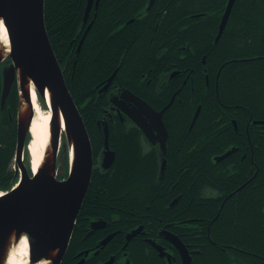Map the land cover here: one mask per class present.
I'll use <instances>...</instances> for the list:
<instances>
[{"label":"trees","instance_id":"1","mask_svg":"<svg viewBox=\"0 0 264 264\" xmlns=\"http://www.w3.org/2000/svg\"><path fill=\"white\" fill-rule=\"evenodd\" d=\"M142 1L99 0L95 8L93 0L85 22L83 16L87 0L44 1L46 32L64 70L68 90L90 135L95 157L101 150L103 140L97 120L101 119L103 107L107 105L105 97L97 94L100 86L97 84L118 65L116 81L119 78L123 82L137 81L146 65L153 60L155 51L166 45L168 47L163 57H170L172 62L178 64L177 67L183 68L181 53L184 49L179 47L187 43L192 50H185L186 74L189 77L179 93L181 101L175 98L166 111L167 126L175 145L168 174L172 175L171 181L178 180L184 168L183 174L188 176H183L184 180L177 187L173 186L172 191L175 194L183 191L178 203L187 207L188 211L184 209L175 213L204 224L202 255L194 260L195 264H249L246 257L249 249L264 255L260 214L264 205V124H254L252 127L254 160L258 169L250 183L251 196L239 204L242 210L238 220H235L232 208L224 211L225 207L212 219L216 214L215 200L197 198L194 189L188 191L185 187L193 181L192 174L197 172H202L198 175L199 182L212 187L213 168L217 165L213 163V155L223 150L224 146L220 147L223 142L240 138L228 120H225L226 130H222L224 136L216 138L214 119L218 113L230 115L237 109V123L241 127L249 115L253 120L264 121V0H235L225 28L216 42L213 41V34L226 0H155L143 18L127 24L126 20L135 13L143 12L145 3ZM203 11L214 12L215 17L200 20L195 14ZM90 21L92 24L77 51L79 40ZM118 27H121L119 31L116 30ZM202 55H205V63L202 62ZM217 72L220 104L213 85V77ZM207 75L209 85L206 83ZM148 101L161 107L168 100ZM199 103V116L189 130L190 118ZM17 107L18 91L14 82L3 106L0 103L1 190L9 189L17 178L11 166L15 151ZM28 139L29 136L26 141ZM109 144L116 151L113 175L110 180L92 178L82 207L91 205L93 198L98 206L121 208L127 215L136 211H142V214L147 212L144 208L146 205H150L151 211L157 212L155 207L162 206L166 199L163 185L167 176L155 184L152 159L138 156L133 136L118 137L111 130ZM66 151L64 147L61 148L63 155L59 158L58 169L62 170L61 177L67 174ZM112 170L107 172L112 174ZM206 175L208 179H205ZM234 179L236 177L231 178L228 184L235 183ZM95 184L103 188L99 189L97 197H92L90 190ZM244 192L245 188L237 194ZM233 202L229 200L225 206H233ZM84 209L87 208H81V212ZM207 236L214 243L208 242L205 239ZM218 243L221 245L220 250H217ZM70 256L68 250L61 264H69ZM251 264L264 262L255 257Z\"/></svg>","mask_w":264,"mask_h":264},{"label":"flooded vegetation","instance_id":"2","mask_svg":"<svg viewBox=\"0 0 264 264\" xmlns=\"http://www.w3.org/2000/svg\"><path fill=\"white\" fill-rule=\"evenodd\" d=\"M148 2L149 0H143L142 3H145V6L142 8L143 12L135 13L130 20H127L126 23L128 24L136 19L143 18L152 8L151 7L149 10H146ZM224 9L225 6L223 11ZM223 11L218 15L219 21L216 25L217 30L213 34V41L217 35ZM195 15L199 17L200 20L207 19V17H215L214 12L207 13L206 11ZM120 28L118 27L116 30L119 31ZM167 47L168 46L166 45L155 51L153 60L146 65V69L140 73V77L137 81L136 79H133L131 81L123 82L120 78L119 81H116L115 75L119 66L118 65L111 72L112 74L115 71V74L103 92H99V89L106 83L107 78L111 74L97 84L100 85L97 88V94H102V96L105 97L107 105L103 107L101 119L97 120V128L99 131H102L103 140L101 150L98 151L96 157L94 152L95 148L93 147L90 135L86 128L91 144L93 160L89 186L92 178H97V180L99 178L110 180L113 175L114 170L112 169L116 159V151L112 149L109 144V134L112 130V134L118 137L128 135L133 136L138 156L140 158L148 157V159H152V178L155 180V184H158L162 180V177L167 176V180L164 182L165 185H163L165 187L164 191H166V199L163 200L162 206L155 207L157 212L156 210L151 211L150 205H146L144 208L147 212L144 211L142 214V211H136V213L129 215L121 211V208L103 205L98 206L96 201H93V198H90L92 203L91 205L84 206L88 210L84 209L85 211L81 212V208H84L81 204L74 221L67 249L62 257L63 260L66 252L69 250L71 255L69 264H183L180 249L172 242V236L179 239L183 244L187 251V255L190 257L191 264H195L194 260L198 256L202 255V227L204 224L202 225L200 221H191L188 218H183L182 214L176 215L175 213V211L184 209L188 211L187 207L178 203L183 191H177L176 194L172 192L173 186L177 187L181 180H184L183 176L185 178L188 176L183 174L185 172L184 168L182 169L183 172L180 173V178L178 180L171 181L172 175L168 174V170L172 166V154L174 152L175 145L171 140V132L167 126L168 121L166 118V111L172 105L175 98H178L177 100L181 101L179 93L183 85L186 83V78L189 77V75L186 74V71H188L186 68V51L188 52V44L186 43V45L179 47L182 50L184 49L181 53L183 58V68L177 67L178 64L172 62L170 57H163ZM202 62L205 63V55L202 57ZM183 75H185V77H183ZM206 83L209 85L208 75L206 76ZM219 84L220 81L217 72L213 77V85L218 104L221 103L218 95ZM124 90H128L132 94L141 98L156 111H160L167 104H169L161 116L167 132L164 150L161 148L160 140L157 138V130L153 126L151 119L145 114L142 115L137 111L140 117L142 119L144 118L145 122L149 124L154 136L153 137L151 134L150 137H147L142 129L134 123L128 112L125 111L128 110L129 112H134L136 110V106L131 101H127L126 98L121 97ZM164 98L168 101L161 107H157L148 101V99L155 100ZM114 101L118 103V105L115 104ZM196 112L197 116L195 121L192 123ZM199 112L200 103L197 104L196 109L190 118L188 126L189 130L196 122ZM238 113L239 111L237 109H235L233 113H230V115H226L225 113L221 115L218 113L217 117L214 119L216 138L220 137V135L224 136L223 132L226 130H224V128L227 123L225 120H228L230 126L235 132H237L240 138H232L223 142L220 146H224L223 150L220 153L213 155V163L215 165L217 163V165L213 168L214 183L212 187L209 185H202L199 182L198 175L202 174V172L192 174L193 181L185 187L188 191L190 189H194L193 192L196 194L197 198H212L215 200L216 205L214 207L216 214L212 219H215L220 214L222 208L225 207L224 211H228L229 208H232L235 214V220H238V215L242 210V206L239 204H241L243 200L246 202L251 196V188H249L251 186L250 183L258 169L254 160L255 151L251 139L252 127L254 124L262 125L264 124V121L253 120L251 115H249L246 117L243 127H241V125L237 123ZM105 126L108 131L109 148L114 152L113 162L107 168L102 166L101 155ZM222 130L224 131L222 132ZM151 137L152 140L149 139ZM228 151H230L228 155L219 160L216 159ZM109 170H112V174L108 173ZM168 177L170 178V181H168ZM235 177L236 180H233L235 183L228 184L230 179ZM64 178H66V176L58 177L57 179L62 180ZM205 179H208L207 175L205 176ZM97 180L96 183L98 184ZM97 184H95V186H93L90 190V196L92 195V197H97L96 194L99 193V189L103 188ZM178 188L181 189L183 187L181 186V188ZM243 188H245L244 194L238 195L237 193ZM168 191L171 193H168ZM87 192L88 189L86 193ZM173 194H175V196H173ZM229 200L234 201L233 206H225L226 202ZM260 201L261 198L259 202ZM116 209H118V211ZM260 214L262 218V223L260 222L261 228L264 232V205L261 208ZM194 227H197V229H194ZM205 239L210 243H214L209 236ZM221 239L225 238L222 237ZM233 240H236V238ZM220 249L221 245L218 243L217 250ZM246 257L249 264L252 263V259H255V257L264 262V255L262 253H255L251 249L247 251ZM198 262L201 263L199 260Z\"/></svg>","mask_w":264,"mask_h":264},{"label":"water","instance_id":"3","mask_svg":"<svg viewBox=\"0 0 264 264\" xmlns=\"http://www.w3.org/2000/svg\"><path fill=\"white\" fill-rule=\"evenodd\" d=\"M45 0H0V20L4 24L10 44L6 58L0 55V103L4 104L12 84L16 82L19 97L17 112L15 160L20 172L18 184L9 192L0 196V261H3L8 245L9 235L15 230L18 235L29 237V258L37 262L43 258H51L52 264H60L67 249L74 221L89 186L92 171V150L89 136L82 116L66 85L63 70L55 56L48 38L44 21ZM95 1V7L98 5ZM155 0H149L146 10H149ZM234 0H228L222 15L215 41L221 35L227 18L231 12ZM92 0H87L83 22L87 20ZM90 21L79 40L77 51L90 28ZM10 59L8 64L1 63ZM115 71L107 78L99 89L103 92L112 80ZM31 83L37 94L43 97L45 90L50 92V154L36 172L29 175L22 163L26 137L29 133L33 116L30 91L27 85ZM28 103V113H20V98ZM122 98L135 104L136 110L128 112L147 137L153 133L137 113L148 116L155 129L161 148L164 150L166 129L162 122V113L154 110L141 98L124 90ZM115 104L118 105L114 101ZM61 112L65 141L62 147L73 146V156L70 158L69 170L65 179L56 178V159L60 139V126L57 112ZM198 112V111H197ZM197 112L192 123L195 121ZM154 137V136H153ZM152 140V137L149 138ZM230 151L217 157L219 160ZM114 159V152L108 145V131L104 127L102 151V166L109 167ZM62 174V170L59 171ZM172 242L180 249L183 264H191L190 257L179 239L172 236ZM55 249L53 256L51 250Z\"/></svg>","mask_w":264,"mask_h":264},{"label":"bare ground","instance_id":"4","mask_svg":"<svg viewBox=\"0 0 264 264\" xmlns=\"http://www.w3.org/2000/svg\"><path fill=\"white\" fill-rule=\"evenodd\" d=\"M234 2H233V5H234ZM227 3H228V0L225 1V5H224L225 7L227 6ZM128 20H130V18ZM132 22H129V23H132ZM214 42H215V39H214ZM9 50H10V44H9V40L7 36V31H6L4 24L0 20V55L3 59L6 58V56L9 53ZM188 51L192 52V50L189 49V46H188ZM201 57H203V55ZM27 88L30 91V100H31V104H32L31 106H32V111H33V116L31 118V124L29 127L30 139L27 144V150H28L29 157H30L31 168L34 172H36L39 169L40 165L44 162L46 157L50 154V129H49L50 120H51L50 92L48 89H46L45 94L43 95L44 103L49 108V110H45L44 112H42V109L40 108V105L38 104L37 94H36L33 84L29 83L27 85ZM20 113L22 115L28 113V103L26 102L23 96H21L20 98ZM57 114H58L57 117H58V122L60 126V133H63V130H64L63 118L59 110ZM68 152H69V157L71 158V156H73V146L71 144L70 145L68 144ZM1 194L2 192L0 191V195ZM44 259H47V258H43L37 262L30 261V263L31 264H41V261Z\"/></svg>","mask_w":264,"mask_h":264},{"label":"clouds","instance_id":"5","mask_svg":"<svg viewBox=\"0 0 264 264\" xmlns=\"http://www.w3.org/2000/svg\"><path fill=\"white\" fill-rule=\"evenodd\" d=\"M56 250H51L54 256ZM0 264H30L29 258V237L27 235H18L13 230L9 235L8 245L5 250V256ZM41 264H52L51 258L41 261Z\"/></svg>","mask_w":264,"mask_h":264},{"label":"rangeland","instance_id":"6","mask_svg":"<svg viewBox=\"0 0 264 264\" xmlns=\"http://www.w3.org/2000/svg\"><path fill=\"white\" fill-rule=\"evenodd\" d=\"M37 100H38V104L40 105V108L42 109V112H44L45 110H49V108L45 105V103L44 102H42L41 101V99H40V95L39 94H37ZM50 111H51V109H50ZM15 117H16V115H15ZM15 121H16V119H15ZM30 137V136H29ZM30 139V138H29ZM65 140V138H64V136H63V133H60V139H59V144H60V146H59V149L60 150H58V152H57V159H56V169H57V171H58V169H59V165H60V160H59V158L61 157V155H63V154H61V146H62V143L64 142V140ZM63 141V142H62ZM67 146V145H66ZM66 150V149H65ZM66 153H67V151H66ZM64 154H65V152H64ZM25 157H26V159H25ZM22 163L24 164V166L26 167V169L29 171V173L31 172V164H30V157H29V153H28V150H27V147L25 148V150H24V155H23V161H22ZM11 166H12V169L13 170H16V169H18V165L16 164V161H15V159L13 158V160H12V164H11ZM69 167V165L67 164V168ZM20 174V172H19V170H18V175ZM31 264V263H30Z\"/></svg>","mask_w":264,"mask_h":264}]
</instances>
